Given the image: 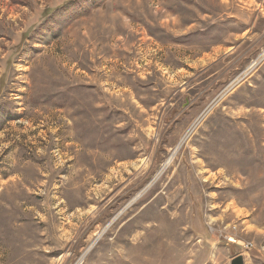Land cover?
I'll list each match as a JSON object with an SVG mask.
<instances>
[{"label":"rangeland","instance_id":"obj_1","mask_svg":"<svg viewBox=\"0 0 264 264\" xmlns=\"http://www.w3.org/2000/svg\"><path fill=\"white\" fill-rule=\"evenodd\" d=\"M237 255L264 264V0H0V264Z\"/></svg>","mask_w":264,"mask_h":264},{"label":"water","instance_id":"obj_2","mask_svg":"<svg viewBox=\"0 0 264 264\" xmlns=\"http://www.w3.org/2000/svg\"><path fill=\"white\" fill-rule=\"evenodd\" d=\"M231 264H244V259L242 255H237L232 258Z\"/></svg>","mask_w":264,"mask_h":264},{"label":"built area","instance_id":"obj_3","mask_svg":"<svg viewBox=\"0 0 264 264\" xmlns=\"http://www.w3.org/2000/svg\"><path fill=\"white\" fill-rule=\"evenodd\" d=\"M227 239H228V241H230V242H236L235 238L227 237ZM251 246H252L251 243H247V244L245 245V248L248 249V248L251 247Z\"/></svg>","mask_w":264,"mask_h":264},{"label":"bare ground","instance_id":"obj_4","mask_svg":"<svg viewBox=\"0 0 264 264\" xmlns=\"http://www.w3.org/2000/svg\"><path fill=\"white\" fill-rule=\"evenodd\" d=\"M152 258V257H151Z\"/></svg>","mask_w":264,"mask_h":264}]
</instances>
